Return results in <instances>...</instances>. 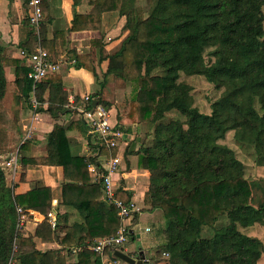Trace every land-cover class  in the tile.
I'll return each instance as SVG.
<instances>
[{
    "label": "trees",
    "instance_id": "trees-1",
    "mask_svg": "<svg viewBox=\"0 0 264 264\" xmlns=\"http://www.w3.org/2000/svg\"><path fill=\"white\" fill-rule=\"evenodd\" d=\"M91 1L101 13L117 10L127 18L124 28L130 33L108 57L105 75L133 86L131 96L119 107V122L133 137L126 155L134 153L140 142L136 152L139 165L150 172L145 204L163 216V241L153 261L264 264V242L254 234L258 225H264V186L252 182L234 148L220 142L234 131L238 145L252 149L256 162L264 165V0H146L148 7L141 0ZM81 18L75 17L73 30L84 28L80 22L95 28V21L101 20L100 15ZM8 67H14L12 81L20 102L32 107L33 91L43 101L48 87L46 111L54 117L65 111L63 84L56 72L42 78L34 89L26 60L21 55L19 59L8 56L1 43L0 101L8 91ZM183 74L204 76L223 90L211 104V113L195 105L191 85L181 80ZM97 95L100 103L111 107ZM170 112L182 118H167ZM125 119L128 123L124 124ZM82 124L81 120L68 126L55 124L46 138L47 155L21 159L26 165L63 167L60 204L78 208L82 220L69 224L70 213L60 211L55 228L43 221L35 235L44 241L59 240L65 251L37 249L33 236H20L19 232L18 207L47 214L53 204V188L36 185L16 193L0 165V264H9L11 259L17 264H102L90 249L79 252L73 262L69 255L71 247L115 236L123 224L117 207L103 200L102 183L93 179L89 169L88 163L99 164L97 158L88 160L71 150L67 131ZM140 124H149L144 141L138 138ZM7 140V131L1 126L0 154L6 150ZM29 145L26 140L21 147ZM100 152L109 154L105 148ZM255 188L262 190L260 195ZM117 197L131 200L122 187ZM223 215L228 223L214 233L207 232L213 235H203L204 228L214 226ZM130 237L135 235L130 233ZM18 239L20 251L15 257Z\"/></svg>",
    "mask_w": 264,
    "mask_h": 264
},
{
    "label": "crops",
    "instance_id": "crops-1",
    "mask_svg": "<svg viewBox=\"0 0 264 264\" xmlns=\"http://www.w3.org/2000/svg\"><path fill=\"white\" fill-rule=\"evenodd\" d=\"M42 8L43 20L38 27H35L29 21V6L27 3L21 0H0V43L7 50L8 56L19 59L22 49L34 51L36 48L42 47L54 58L63 60L55 76L60 78L63 84L62 90L65 95L63 107L65 111H60L57 117L46 111L49 105L50 91L48 87L43 93V101L35 93L32 94L38 101V107L42 106L43 111L33 110L32 114H27V116H30V126L33 130L32 138L27 140L30 145L26 148H22L21 145L25 141L27 130L25 131L23 127L20 128L22 133L16 147L20 146L21 148V159L23 157L38 158L47 155L46 138L55 124L68 126L74 120L82 121L76 108L82 106L85 95L89 94L92 101L97 102L96 104H103L95 97L98 96L97 94L102 100L110 102V120L120 125V114L116 105L117 100H115L116 93L113 95V85H116L117 82L113 75L107 76L105 73L109 64L108 57L120 49L123 41L130 33L128 29L124 28L127 21L126 16L120 14L117 10L101 13L100 7L94 5L91 0H80L77 3H75V0H42ZM77 15L83 16L81 19H86L85 17L90 15H100L101 20L95 21V24H98L95 28L86 27L85 25L88 24L80 22L79 25L84 28L73 30V22ZM8 68H12L14 72V67ZM8 80L10 81V79ZM22 109H25L24 106ZM125 123H128L127 119L124 120ZM86 127L82 124V127L72 126L68 129L67 134L71 150L74 154L85 156L87 159L97 158V161H99V156L95 155L93 150L95 145L92 144V141L90 143L88 128ZM42 144H46L44 150L40 148ZM127 149L128 146L123 153V162L117 174L118 186L129 192L132 200L142 202V206L139 207L141 211L132 220L128 221V223H131L130 228L133 230V234L142 240V246L138 249H131L130 244L133 237H130L126 247L127 253L136 258L139 256L140 250H143L146 257L150 259L151 264H167L164 260L153 261L152 259L156 254L157 243L163 241L161 236L157 234L143 237L142 234V231H146L147 227L150 230L146 232L153 230L150 226L144 225L146 221L143 219L145 214L143 208H148L145 204V194L150 186V172L139 165L140 156L136 153L138 147H135L134 153L128 155H126ZM21 159L11 176V184L15 186V192L25 193L36 185L51 186L54 190L53 200H57L58 203L56 207L58 217L60 211L62 213L67 211L70 213L69 224L81 221L82 214L78 208L60 204L62 183L64 181L63 167L41 164L26 165L22 163ZM29 211L31 213L25 214L26 219L23 223V230L28 233L24 235L33 236L37 249L64 250V246L59 240L44 241L35 235L39 223L47 220L43 218L44 214L34 210ZM69 253L71 256L70 261L73 262L78 253L72 251H69ZM106 257H112L111 250L106 253ZM121 264L127 263L121 262Z\"/></svg>",
    "mask_w": 264,
    "mask_h": 264
},
{
    "label": "built area",
    "instance_id": "built-area-1",
    "mask_svg": "<svg viewBox=\"0 0 264 264\" xmlns=\"http://www.w3.org/2000/svg\"><path fill=\"white\" fill-rule=\"evenodd\" d=\"M29 6V21L30 23L38 27L43 20V8L42 0H21ZM20 55L26 60L29 70L28 78L33 82V88L35 89L37 83L46 75L57 72L63 60L61 58H54L51 54L42 47L36 48L34 51H28L22 49ZM34 94V91H33ZM91 96L85 95L83 98L82 106L76 108L84 124L88 128V135L92 137V144L95 145V155L99 156L97 163H88L91 173L95 181H101L103 189V200L108 204H112L117 207L118 214L122 219V226L118 229L117 234L111 237H103L96 239L93 243L86 246H74L71 247L73 253H79L84 249H90L96 252L103 261V264H121L125 262L118 258L114 252L119 249L127 253V244L129 243L131 223L133 217L138 214L141 209L134 200L129 202L117 197V190L119 188L117 174L119 173L120 166L123 162V153L129 144V133L123 131L119 124H115L110 120V110L103 104H94L91 107ZM33 107H38V101L32 98ZM34 108V110H35ZM27 135L24 140L32 138V126L27 128ZM105 148L109 150V154H102L100 151ZM20 146L12 150L5 164L15 169L18 162L21 159ZM116 150L115 154L112 151ZM101 158V159H100ZM87 159V158H86ZM89 160V159H88ZM58 203L57 200H53L52 207L48 213L43 215V218L47 220L53 228H55L59 222L58 211L56 209ZM19 230L23 226L26 219L25 214L31 212L18 207ZM150 228H146L149 231ZM110 248L112 251V257H106V249ZM9 264H17L15 259H11Z\"/></svg>",
    "mask_w": 264,
    "mask_h": 264
},
{
    "label": "rangeland",
    "instance_id": "rangeland-1",
    "mask_svg": "<svg viewBox=\"0 0 264 264\" xmlns=\"http://www.w3.org/2000/svg\"><path fill=\"white\" fill-rule=\"evenodd\" d=\"M141 3L144 4L146 7H148L146 0H141ZM6 75L7 78L10 79V81L8 80L9 84H8V89H7L8 91L6 97L4 100L0 101V127L2 126V128L7 131L8 145L5 146L6 150L4 152H1L0 154V165L2 166L6 174L7 182L11 184V178H12L11 176L13 170L11 169V167L5 164V162L8 160L6 159V157L9 156L10 152L16 148V145L19 142V135H18L19 129L23 127V129L26 131L28 130L27 128H30L31 119L30 116H27V114L28 113L32 114L35 107L28 106V103L20 102L18 100L17 90L12 81L14 78L13 77L14 72L12 68L6 69ZM115 80L117 84L113 85V95L116 93L115 100H117L116 105L120 113L119 107H121L127 102V100L132 94L133 86L130 83L124 82L120 78L115 77ZM181 80H184L191 85L195 105L198 106L202 112L211 113L212 111L211 104L220 97L223 90L216 88L214 84L210 83L204 76H200V75L185 76L183 74L181 76ZM23 106L25 109H22ZM29 107H31L32 110ZM167 118H182V116L177 112H170L167 114ZM148 131H149V124L139 125V132H140L138 134L139 141L145 140ZM129 137H132V135L129 134ZM150 140L151 138L148 139V142H150ZM220 142L231 148H234L238 158L245 164L246 176L252 182H257L258 184L264 186V165H259L256 162V158L254 156L253 150L249 148L247 149L240 147L237 141L235 140L234 131L228 132L226 138L224 140H221ZM138 145H140L139 142L136 144V147H139ZM45 147L46 144L44 145L42 144L40 148L44 150ZM255 191L258 195H260L262 192V190L261 189L259 190V188H255ZM136 204L139 207L142 206V202L138 200H136ZM146 210H149V208L147 209L143 208L144 211L143 213H145L143 219L146 221L144 222V225L150 226L151 228H153V230L151 232H146L145 230H143L142 231L143 237L154 236L158 234L162 238V236L164 235L162 230L164 224H163V218H162L163 216L161 211L160 210L146 211ZM227 223H228V218L227 216L223 215L220 217L219 221L214 226H209L208 228H204L203 235L205 236L213 235L212 233H214L216 229H219V227L221 228ZM23 229L24 226L20 227V231H19L20 236L24 235L25 233L26 234L28 233L25 232ZM208 231L211 232L213 231V232L207 233ZM254 231H255L254 234L264 242V225H258ZM16 242L17 244L15 245V251H14L15 257L18 255L20 251L19 239ZM161 243L162 242L157 243V247H159V244ZM141 246H142V240L140 238H137L135 235V237L131 239V244H130L131 249L132 248L138 249ZM162 257L164 258L166 257V255H163Z\"/></svg>",
    "mask_w": 264,
    "mask_h": 264
},
{
    "label": "water",
    "instance_id": "water-1",
    "mask_svg": "<svg viewBox=\"0 0 264 264\" xmlns=\"http://www.w3.org/2000/svg\"><path fill=\"white\" fill-rule=\"evenodd\" d=\"M97 102L95 101L94 104H96ZM130 233L133 234V230H130ZM114 254L122 259L123 261H125L127 264H151L150 259H148L144 253L143 250H140V254L138 257H133L131 255H129L126 252H123L119 249H116Z\"/></svg>",
    "mask_w": 264,
    "mask_h": 264
}]
</instances>
